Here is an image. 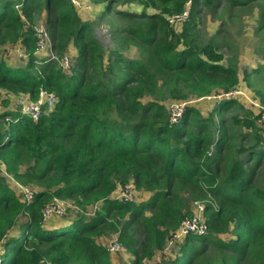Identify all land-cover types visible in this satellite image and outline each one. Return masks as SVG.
<instances>
[{
  "label": "trees",
  "instance_id": "16d2710c",
  "mask_svg": "<svg viewBox=\"0 0 264 264\" xmlns=\"http://www.w3.org/2000/svg\"><path fill=\"white\" fill-rule=\"evenodd\" d=\"M92 1L105 4L106 12L118 2ZM134 1L143 7L140 15L114 11L124 25L113 35L139 51V58L126 59L102 49L70 0H0V45L20 37L29 45L24 67L11 69L0 60V164L21 186L37 187L25 203L0 177V264H112L113 254L94 241L107 231L118 233L134 257L131 264H143L155 252L163 254L180 222L194 217L188 198L207 201V231L173 240L177 253L164 264H264L261 111L252 120L233 115L242 107L222 95L238 86L237 66L222 64L212 40L201 44L195 22L200 7L217 11L221 2L245 7L255 0ZM188 2V20L171 27L167 17ZM42 8L55 13L49 23L58 59L69 49L73 54L67 69L50 60L36 69L33 31L21 34L31 12ZM148 8L155 12L148 15ZM40 90L54 95L55 103L36 120L6 111L10 102L3 91L34 102ZM209 96L221 98L207 117L186 105L170 124L162 101ZM144 97L151 100L143 103ZM129 181L137 192L149 193L147 201L113 197ZM55 200L82 210L102 207L93 219L80 216L48 227L54 217L43 222L42 210Z\"/></svg>",
  "mask_w": 264,
  "mask_h": 264
},
{
  "label": "rangeland",
  "instance_id": "374dc122",
  "mask_svg": "<svg viewBox=\"0 0 264 264\" xmlns=\"http://www.w3.org/2000/svg\"><path fill=\"white\" fill-rule=\"evenodd\" d=\"M117 1L118 2L113 4L109 12H106L105 4H95L92 0H78V4L73 6L77 16L82 22L89 25L92 31V37L107 54L113 51H119L126 59L139 58V51L136 47L127 45L125 43V38L118 40L116 36L113 35L114 28L124 25V22L115 15L114 11L121 10L127 13L140 15L143 11V7L134 0ZM154 12V10L149 8L145 10V13L148 15ZM54 16L55 13L48 15L47 11L42 8L40 11L31 12L30 22L24 21L21 34L27 33V31L31 29L33 31V37L37 40L39 32L41 31L40 34L43 32V49L38 50L36 48L34 53L37 62L36 69H38L42 63L45 64L49 62V60L58 62V65L63 69L66 68L61 65L60 60L53 50L52 32L49 21H51ZM195 22L196 32L201 44L204 45L209 40H212L220 48V53L223 58L222 64L227 65L230 61L236 64L239 83L228 96L235 100L236 103L242 107V110L237 107L233 115L237 117H249L252 120V117L257 113L258 106L262 105V98H264V0H255L245 7L227 6V3L226 7H223L221 2V7L217 11L200 7V14L195 19ZM21 41L22 37L15 43L6 41L4 44L0 45V60L11 69L24 67L29 61V56L27 54L29 45L26 46L22 44ZM120 42L122 43L121 45H119ZM65 56L70 65L74 59L70 49ZM256 70L257 72H255ZM223 96L224 95H222V97ZM2 97L8 99L10 102L6 110L9 112H21L22 106L31 103L28 96L23 94L13 95L3 91ZM220 98L221 96H209L202 99L189 98L185 103L187 106L195 107L202 117H207ZM150 100L149 97H144L142 101L146 103ZM173 102L175 101H162V105L166 108L167 115L169 106ZM2 110L3 109L0 107V113ZM248 113H251L252 116H248ZM216 119H219V116H216ZM7 120L10 121V118L8 117ZM235 129L239 130L241 127L236 125ZM242 129L243 131H247V128ZM25 168L26 165H22L19 170L24 171ZM0 177L6 180V184L13 189L14 194L21 200H23V197L19 187L26 188L30 192H35L37 190V187L34 186H21L11 177L7 176L2 164H0ZM118 190L119 189H117L113 195L115 199L116 196H118ZM148 196L149 193L147 192L136 191L137 201L135 203L138 204L144 200L147 201ZM205 203H207V201L187 199L189 210L201 221H204L205 217L203 212L197 207V204L203 207ZM101 207L102 205L97 203L94 206L82 210L79 207L72 208V205L67 203L63 206V216L54 217L50 222H46L45 226L53 227L54 225L66 223L69 220L74 221L80 216L85 217L87 220L93 219L97 216ZM23 221L24 218H20L19 224L23 223ZM19 224L15 226L10 236L18 233ZM140 238V236H136L137 241L140 240ZM184 238L185 235L179 232L176 233L173 240L182 241ZM173 240L166 241L163 254L157 251L151 259H145L143 264H164L167 258L173 257L175 253H177L176 249L173 247ZM94 241L96 244L107 248L115 241L118 242V233L107 231L103 233V235L95 238ZM121 246L124 248V251L122 253L110 255L111 263L131 264L134 257L126 246Z\"/></svg>",
  "mask_w": 264,
  "mask_h": 264
},
{
  "label": "built area",
  "instance_id": "2783aa9c",
  "mask_svg": "<svg viewBox=\"0 0 264 264\" xmlns=\"http://www.w3.org/2000/svg\"><path fill=\"white\" fill-rule=\"evenodd\" d=\"M70 2L73 5L78 4V0H70ZM190 3L188 2L183 9V11L179 14H173L167 17V23L173 27V28H178L181 27L189 18V12H190ZM41 32V31H40ZM37 37L36 40V48L38 50L43 49V32ZM60 63L64 67H68L69 61L66 57L60 60ZM65 68V69H66ZM229 94H225L224 96L228 97ZM55 103V97L54 95L47 93L44 90H40L38 93V98L36 101L31 102L25 106H22L21 108V113L24 115H27L31 117L33 120H36L41 113L42 108H52ZM185 102H173L168 109L169 113V122L170 124H176L186 107ZM257 106V105H256ZM260 108L261 114L260 118L258 120L259 127L264 131V108L261 106H258ZM23 201L25 203H29L32 199V194L33 192H30L26 188L19 187ZM116 196V199L122 203H135L137 201L136 199V190L135 186L132 181H129L127 184L122 186L119 189V192ZM71 201H58L55 200L49 204H47L43 210H42V221L46 222L52 217H62L63 216V206L65 204H70L72 205V208H76V206L73 204V202L69 203ZM197 207L199 208L200 211H203V207L197 204ZM206 225L204 221H201L198 217L194 216L191 219H184L183 221L180 222L179 229L177 230L176 233H182L183 235H188V234H204L206 233ZM176 234L174 235L175 238ZM107 251L111 254L115 253H122L124 251V248L115 241L114 243L110 244L107 248Z\"/></svg>",
  "mask_w": 264,
  "mask_h": 264
}]
</instances>
